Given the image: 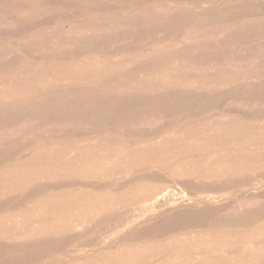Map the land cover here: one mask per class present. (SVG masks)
<instances>
[{"label": "bare ground", "instance_id": "obj_1", "mask_svg": "<svg viewBox=\"0 0 264 264\" xmlns=\"http://www.w3.org/2000/svg\"><path fill=\"white\" fill-rule=\"evenodd\" d=\"M0 1V33L5 34L7 29V33H17L19 39L15 44L23 49L19 53L18 49L0 44V264H26L30 257H36L38 264H264V255L246 251L257 242L239 239L217 245L208 240L214 245L211 249L220 253L214 256L213 263L200 245L195 244L198 251H186L191 246L188 242L172 243L173 247L165 250L171 252L165 255L160 246L125 248L117 253H100L93 259L84 257L82 261L64 263L60 259L64 239L80 236L92 224L108 221L115 213L118 217L127 214L128 218L132 211L138 214L164 205L176 214L188 210L187 202L175 197L173 188L145 190L138 181L130 187L123 181L126 174L137 178L141 171L156 166L176 169L181 176H195L200 181L223 180L238 170L234 165L222 166L223 163H233L238 157L254 159L257 154L262 160L260 166H264V148L249 154L223 153L204 167L214 152H207L205 161L204 155L197 161L189 158L204 144L198 142L193 147L183 130L166 132L168 136L185 135L187 140L182 142L163 136L148 141L120 138L128 130L138 135L150 132L145 116H155L164 108L170 113L177 105L182 108L189 90L204 95V79L186 81L181 73L173 72L181 70L195 75L194 71H198L204 76V65L182 62L195 50L198 58L210 59L205 68L208 75L219 70L212 61L216 52L204 55V44H182L191 33L204 37V30L208 29L204 23L192 26L193 16L201 23L204 21V10L193 14L169 5L146 8L144 0H52L54 4L48 0ZM250 2L240 6L250 8ZM238 5H225L218 13L235 12ZM61 7L66 11L62 12ZM24 19L55 26L25 34V26L29 25L23 24ZM251 21L247 18L212 24L208 33L232 37L244 30L264 31V21ZM17 25L21 29H15ZM166 29H182L180 35H175L181 44H152L143 53H116L113 58L105 54L112 45L132 49L147 38L151 43ZM208 47L212 46L206 44L205 48ZM94 50L97 52L91 53ZM159 59L166 61L158 64ZM244 67L239 63L233 66L237 72ZM255 77L249 74L247 78ZM233 81L232 85L236 83ZM172 100H176V106ZM246 137L264 143V128L259 134ZM176 160L179 163L173 164ZM113 184L117 185L111 194L95 190ZM22 202L25 204L21 205ZM243 202L231 210L225 209L228 213L222 218L254 219L263 210L255 200ZM7 205L21 206L5 212ZM151 259L153 262L148 263Z\"/></svg>", "mask_w": 264, "mask_h": 264}, {"label": "rangeland", "instance_id": "obj_2", "mask_svg": "<svg viewBox=\"0 0 264 264\" xmlns=\"http://www.w3.org/2000/svg\"><path fill=\"white\" fill-rule=\"evenodd\" d=\"M12 1L14 3L21 1L22 3V1L27 0ZM30 1L32 2L36 0ZM42 1L44 0H40V2ZM48 1H50V3L52 2L51 4H54L52 0ZM243 2H247V0H144L142 2L146 8L158 7L159 5H169L188 9V11H191L193 14H196L197 11L204 10L207 19L204 17L202 23L199 19L197 20V17L193 16L192 18V26L197 27L204 23V27H208V29L204 30V37L202 38L200 35L191 33L189 37L185 38L186 41H183L184 43L182 44H204V55L208 52H216L217 54L212 61L215 62V65L219 66V70L216 69V72L208 75L205 68L209 66L210 59L204 58L203 60L198 58L197 50L192 53L191 57L187 59L182 58V62H185L190 66L201 67L204 65V76L200 75L198 71H194L198 75L192 74L193 76L191 74L182 73L181 70L173 71L175 73H181V77L186 81H201V79H204V95H200L195 89L189 90V93L187 94L188 99L187 101L185 99L186 104L182 105V108H179V105L176 106V100H172L176 107L172 106L173 108H171L170 113H167V109L165 110L164 108L161 109L160 112L157 111L155 116L152 114L145 116V119L148 122L147 126L151 128L150 132L145 131V133H140L138 135V133H131V131L128 130L126 132L127 135H121L120 138H125L126 136V138H129L130 140L139 139L148 141L155 137L163 136L166 139L174 137V142H182L187 137V139L189 138L191 140L193 147H197L198 142H203L204 147L198 153H196V151L195 153H192L189 158L197 161L203 158L204 155L205 161L207 155L210 152H214L215 155L209 157L211 160L204 162V167H206L207 163H212L213 159L221 157L223 153L232 151L249 154L250 151V153L254 151L257 153L264 148V145H259L260 142L263 143L262 141L252 142L246 137L248 134L252 133H254V135L259 134L264 128V65H262L264 61V31L261 28L254 30V32H247L244 30L239 31L237 35L232 37H227L226 35L216 36L208 33L211 29L210 25L212 24H222L232 20L247 18L252 19V21H264V0H251L250 8L247 9L240 6L243 5ZM2 3L3 1H0V4ZM237 4H239V8L236 6L237 8H235V12L231 10L228 11L229 13H218V11L225 5L234 6ZM60 10L65 12L66 8L61 7ZM55 22H57V20H55ZM23 24L30 26H25V34L32 33L38 29H45L48 26H55V23H48L46 21L33 22L29 19H24ZM18 28L21 29L19 25H17V28L15 27V29ZM7 31L10 32L9 29H7ZM7 31L5 34L0 33L1 46L4 48L9 47L12 49H18L19 53H23V49L17 48V45L15 44L19 39L17 33H7ZM179 32L181 33L182 29H179L178 31H169L166 29L165 32H161L154 41H151V43L149 42V38H147L146 41L142 42L143 44L140 43L132 49L131 47L120 49V46L115 47V45H112L105 54H108L113 58L116 53H143L152 44L176 45L179 41L175 38V35H180ZM21 34H23V32H21ZM206 44H210V47H212L210 49L209 47L205 48ZM95 52H97V50H94L91 53ZM165 61V59H159L156 63L162 64ZM233 63L242 64L245 66L244 68L246 70L244 69L243 71L237 72V70L233 68ZM249 74L256 75V77L248 79L247 77ZM164 78L165 76L163 75L161 80ZM231 79L232 81L235 79L234 81L236 83L233 81L234 85H232ZM247 79L248 81L246 82ZM134 80H136V78L133 79V81ZM209 80L213 82V85L205 84V81L207 82ZM260 84H262L260 86L261 88H254V86ZM250 91L253 92L250 93ZM205 123L206 125H204ZM116 127L119 128V125ZM180 130L187 132L188 135L186 137L181 134H174L173 136L166 135V132L168 131L178 132ZM244 130H247V132H245L246 134L242 132ZM113 131H115V129ZM110 132L112 131L110 130ZM179 135H181L180 138ZM114 136H116V132ZM196 136H204V138L202 137L199 139ZM207 152L209 153L207 154ZM239 153L237 154L239 155ZM255 156L256 158L254 159H247V157L243 158L242 156L241 158L238 157L233 163H223L222 166L234 165L235 168L239 170H237L235 174L230 175L231 177L229 176L223 180L205 178L203 181H200L195 176L183 177L176 169L169 170L164 167L159 168L156 166L141 171L137 178H135V175L126 174L123 181L127 183V185L129 184L130 187L133 186L132 184L134 182L138 181L139 183L141 182L144 187L143 189L145 190L147 188L156 191L164 190L165 187L167 188L168 186L169 189L173 188L176 193L175 197L179 199L182 198L185 203L187 202L186 206L188 207V210L176 214L169 210L168 205H164L153 211L148 210V208L144 209L138 214H133L132 211L128 214V218L127 214H125L126 217L125 215L124 217L123 215L118 217V214L115 213L108 221L101 223L97 222L94 223L95 225L92 224L91 226L93 227L90 226V228L80 236L71 237L69 240L66 238L67 241L64 239L62 242L64 251L60 255V259L63 260L64 263H67L71 261H82L86 258H97L100 256V253L103 254L107 251V253H117L116 251L125 248L148 249L150 247L159 246L162 255H165L171 252V250L165 251L168 249L167 247L172 248L173 246L171 245L178 244V242H188L191 246L186 251L190 253L198 251L199 248L196 245H200L201 249L205 251L204 253H206L209 262L213 263L220 253L213 251L211 248L214 245L207 241H216L217 245L218 243H225L236 239H239L241 242H244L245 240L257 242V244L249 245V248L247 247L248 249H246V251L264 255V166H260L262 161L261 158L258 157L257 154H255ZM177 163H179L178 160L173 162V164ZM116 185L113 184L110 188L101 187L100 189L95 190L97 192L105 191L111 194V191L116 188ZM87 190L90 189L87 188ZM141 191L144 190L141 189ZM179 199L177 201H179ZM249 200H255V202L261 205V209H263L260 213L261 217L259 215L254 219L249 218L245 220L222 218L228 213V210L225 209L228 208L231 210L232 207H237L239 204H243V201L246 202ZM25 202H22L21 205H24ZM12 206L13 205H7V210L5 212H11L19 208V206ZM72 244H77L78 246H73ZM214 252L216 254H214ZM240 253L244 254L245 251ZM93 255L95 256L93 257ZM33 258L31 259L30 257V262L26 264L39 263V261L36 260V257ZM153 260L154 259L149 260L148 263L153 262Z\"/></svg>", "mask_w": 264, "mask_h": 264}]
</instances>
